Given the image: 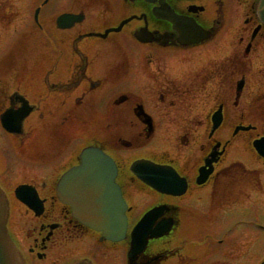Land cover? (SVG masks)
I'll return each mask as SVG.
<instances>
[{
	"label": "flooded vegetation",
	"instance_id": "1",
	"mask_svg": "<svg viewBox=\"0 0 264 264\" xmlns=\"http://www.w3.org/2000/svg\"><path fill=\"white\" fill-rule=\"evenodd\" d=\"M166 2L213 34L181 45L172 23L154 13L158 2L47 0L38 14V26L47 33L45 56H34L28 68L0 69V114L11 108L18 118L28 110L20 132L0 125V148L3 156L5 149L23 162L14 175L35 187L43 201L39 216L31 212L33 218H14L10 224L11 229L19 225L15 233L27 225L34 264H45L41 261L50 259L59 243L84 236L99 247L100 258L121 251L119 264H127L128 238L101 239L56 196L59 176L78 162L85 145L102 148L114 160L129 229L154 205L175 207L173 230L145 251V260L158 256L153 264H224V222L257 217L259 164L250 168L239 162L241 147L248 149L264 134V25L256 14L257 0ZM63 12L82 13L83 19L61 29L56 17ZM238 14L240 25L230 28ZM129 17L118 33L85 36ZM226 29L229 47H224ZM217 109L222 118L213 128ZM212 150L216 161L199 184V168ZM138 159L172 166L184 178L185 192L166 195L144 185L130 172ZM7 169L0 167L4 182L11 174ZM200 219L206 221L203 227L197 226ZM51 224L56 226L50 229ZM213 229L223 239L216 246L207 241Z\"/></svg>",
	"mask_w": 264,
	"mask_h": 264
},
{
	"label": "water",
	"instance_id": "2",
	"mask_svg": "<svg viewBox=\"0 0 264 264\" xmlns=\"http://www.w3.org/2000/svg\"><path fill=\"white\" fill-rule=\"evenodd\" d=\"M262 6L264 8V0L262 2ZM87 155H89V153H87ZM102 159L105 162H107L104 157H102ZM102 159L100 157L96 158V163H98L100 166L105 165V163H104V161H102ZM91 177H93L94 179H96L98 181L104 182L106 187L109 190V193H111V191H113V189L111 188L112 175H111V172L109 171V165L108 164H106L104 167H100L97 170H95L94 176H91ZM82 179L86 182L91 181V178L86 177V176L83 177ZM81 188H82V185L80 186V189ZM121 205H122V201H121L119 195L117 194L115 205L110 206V209H108L106 214H104V211H102V212L97 213V214L101 215L100 217H96V213L92 217V215L88 213L87 216H89V219H87V221L85 220V222H87L89 225H92V226H93L92 222H96L97 228H104L106 230L105 236H107L108 238H111V239H119L120 237H122L124 235V222H125L124 219L120 215ZM4 210H5L4 204L0 200V220H1V215L4 213ZM102 216H112V217L109 218V217H102ZM3 232H4V229L1 227V224H0V264H5V263H3L4 262V254H3V251H4V235H3ZM156 235H157V228H154V229L150 228V227L147 228V220L142 219L135 226V228L133 229V231L131 233V237H132L131 250L133 252H137V251L141 250L145 246L147 239L149 237H153ZM5 262H7L6 259H5Z\"/></svg>",
	"mask_w": 264,
	"mask_h": 264
},
{
	"label": "rangeland",
	"instance_id": "3",
	"mask_svg": "<svg viewBox=\"0 0 264 264\" xmlns=\"http://www.w3.org/2000/svg\"><path fill=\"white\" fill-rule=\"evenodd\" d=\"M33 1L34 0H10V2H9L8 0H6L5 5L14 8V12L19 14V16H20V18L17 19V21H19L25 15H26V17L29 18V13L31 10L30 7H33V4H34ZM0 6L4 7L3 2L1 0H0ZM242 17L243 16L241 14H238L237 16L233 17V22L229 24V26H231L230 28H236L237 26H239L240 24L236 23V21H241ZM22 25L23 24L20 22L19 23H16V22L13 23L12 22L10 25H7V26L0 24V50H1V48H3L6 45H8V46L11 45L9 42L14 40L15 36H17L19 34V32L22 31V29H23ZM229 35H230L229 32L223 34V36H224V47H229V40H227ZM18 41L16 43V47L14 48V51L15 52L21 51L22 52L21 57H27L26 59H29L30 57H28V56L32 52V43L29 42V40H27L25 38H22L21 40H18ZM17 181H19V179H16V178H15V180L7 179V183L9 185V187H12L10 185L12 182H17ZM260 216L261 215H259V217ZM237 234H238V232H236L235 234L230 233V236L227 237V241H226L227 245H223L224 246V252H227L228 250H230L229 251L230 254H233V252H236L237 246L235 244V240L237 241V245H238V248L240 251L247 250L248 247H245L244 244L241 245L242 241L238 238ZM256 238H259V240H258L259 245H257L256 247L257 248L260 247L259 253H261L262 251H264V235L263 234L258 235L254 239H256ZM244 241L245 240L243 239V242ZM24 242L27 243L26 241H24ZM231 242H234V245L232 247L230 246V248H229V244ZM248 242L249 241H247L246 243H248ZM80 250H82V247H80Z\"/></svg>",
	"mask_w": 264,
	"mask_h": 264
}]
</instances>
